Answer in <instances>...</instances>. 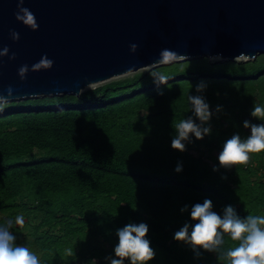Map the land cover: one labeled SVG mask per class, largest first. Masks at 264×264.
<instances>
[{
    "label": "trees",
    "instance_id": "obj_1",
    "mask_svg": "<svg viewBox=\"0 0 264 264\" xmlns=\"http://www.w3.org/2000/svg\"><path fill=\"white\" fill-rule=\"evenodd\" d=\"M261 56L246 62L186 60L79 96L5 103L0 226L12 220L16 244L38 250L40 264H103V258L114 257L117 230L129 223L148 225L146 239L155 252L148 264H227L203 249L197 257L174 234L186 222L195 223L191 208L205 199L221 216L229 205L242 219L264 216V151L231 171L217 159L234 133L250 135L245 120L264 123L251 116L254 105L264 107ZM153 72L167 76L166 83L158 86ZM201 81L207 87L197 93ZM198 94L213 112L212 133L203 140L191 137L184 152L175 150L174 125L193 116L188 97ZM178 162L181 172L175 171ZM185 205L188 210L181 212ZM18 215L22 227L15 225ZM224 240V250L236 243L227 235Z\"/></svg>",
    "mask_w": 264,
    "mask_h": 264
},
{
    "label": "water",
    "instance_id": "obj_2",
    "mask_svg": "<svg viewBox=\"0 0 264 264\" xmlns=\"http://www.w3.org/2000/svg\"><path fill=\"white\" fill-rule=\"evenodd\" d=\"M19 0H0V95L10 102L79 96L85 89L179 59L264 55V0H24L38 28L16 19ZM19 33L14 41L10 33ZM137 44L135 53L130 45ZM15 53V59L9 56ZM50 69L31 70L43 56ZM29 66L26 79L18 69Z\"/></svg>",
    "mask_w": 264,
    "mask_h": 264
},
{
    "label": "clouds",
    "instance_id": "obj_3",
    "mask_svg": "<svg viewBox=\"0 0 264 264\" xmlns=\"http://www.w3.org/2000/svg\"><path fill=\"white\" fill-rule=\"evenodd\" d=\"M24 0H19L16 19L30 25L33 30L38 28L34 14L25 7H22ZM14 41L19 40V33L12 31L10 33ZM138 45L131 44L130 51L135 53ZM9 48L0 49V57L8 56ZM159 63H170L178 58V54L171 49H162L159 53ZM15 53L9 56L14 60ZM217 59L219 57H216ZM53 61L43 56L39 62L32 65L31 70L50 69ZM29 72L28 65H22L18 69V75L21 80L26 79ZM154 82L159 86L167 81V76L159 72H153ZM207 85L201 81L195 86L197 93H203ZM158 94L163 95V91L158 89ZM13 95V88H7V97L0 95V108L10 100ZM188 100L191 104L193 116H189L174 125L175 135L171 140V147L181 152L186 151V143L191 142V137L197 140L204 139L205 136L212 133V126L209 121L213 112L206 102L203 95H189ZM221 111L217 106L216 112ZM251 116L264 119V107L253 106ZM195 117V119L193 118ZM199 120V123L196 122ZM207 125V126H205ZM245 129H250V135L242 139L239 133H234L226 139L222 145V150L218 154L220 167L230 169L234 165H247L251 154H257L264 151V123L254 124L249 120L243 122ZM183 170L182 162H178L175 168L176 172ZM213 171H218L216 167ZM226 179V177H222ZM185 205L181 212L187 211ZM191 220L195 223H185L174 234L176 241H182L190 245L197 257L201 253L199 249L206 252L217 254L218 260L227 261V264H264V216L248 215L242 219L237 215L235 209L229 205L223 209L221 216L213 211V204L210 199L204 202L196 203L191 208ZM24 218L18 215L15 218V225L23 226ZM13 227V221H7L5 226H0V264H40L39 258L28 247L16 244V236L10 229ZM148 225L145 223H129L117 230L118 243L114 247V257L109 256L106 259L110 264H148L155 257V252L146 239ZM227 235L231 241L236 242L228 250L223 249L225 243L224 237ZM95 264V262H93Z\"/></svg>",
    "mask_w": 264,
    "mask_h": 264
},
{
    "label": "rangeland",
    "instance_id": "obj_4",
    "mask_svg": "<svg viewBox=\"0 0 264 264\" xmlns=\"http://www.w3.org/2000/svg\"><path fill=\"white\" fill-rule=\"evenodd\" d=\"M216 57H219V56H214V57H200V58H206L208 62H217V61H220V62H246V61H252V60H249L248 58H245V57H241V58H236L235 60L233 61H228L227 59H222V58H216ZM257 57V56H256ZM200 58H196V59H200ZM186 60H192V59H179L177 60V62H182V61H186ZM177 62H174V63H177ZM258 65H260L261 67H264V55H262L261 57L258 58ZM172 64V63H171ZM166 65H169V63H166V64H161V65H158V66H155V67H152V68H149V69H146V70H143V71H140V72H137V73H134V74H130V75H127V76H124V77H121V78H118V79H115V80H112V81H117V80H121V79H125V78H128V77H132L134 76L135 74H138V73H142V72H147L149 70H152L154 68H157V67H161V66H166ZM256 64L253 65V68H255ZM259 69V68H258ZM261 69V68H260ZM112 81H109V82H106V83H103V84H100V85H97V86H94V87H90V88H87L85 89L84 91L86 90H89V89H94V88H97V87H100V86H103L105 84H108ZM33 99V98H32ZM21 100H26V99H21ZM21 100H17V101H21ZM7 102H10V101H7ZM6 102V103H7ZM203 140V139H202ZM201 152H205V148L203 146L200 147V153ZM233 168V167H232ZM226 169L227 171H231V169ZM225 169V168H224ZM27 247V246H26ZM34 254H36L40 260V256L41 254L38 252V250L34 249V248H30L28 247ZM33 250H36L33 251ZM102 262L103 264H109V261H107L106 257L102 259ZM95 264H98V262H96Z\"/></svg>",
    "mask_w": 264,
    "mask_h": 264
}]
</instances>
